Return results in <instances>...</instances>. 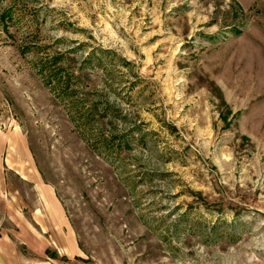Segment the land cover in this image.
<instances>
[{
    "label": "rangeland",
    "instance_id": "obj_1",
    "mask_svg": "<svg viewBox=\"0 0 264 264\" xmlns=\"http://www.w3.org/2000/svg\"><path fill=\"white\" fill-rule=\"evenodd\" d=\"M0 146V264H264V0H0Z\"/></svg>",
    "mask_w": 264,
    "mask_h": 264
},
{
    "label": "crops",
    "instance_id": "obj_2",
    "mask_svg": "<svg viewBox=\"0 0 264 264\" xmlns=\"http://www.w3.org/2000/svg\"><path fill=\"white\" fill-rule=\"evenodd\" d=\"M18 135L17 134H11L9 137H7V138H5V139H3V142H5V144L6 145H8V153H7V158H6V160L5 161H9L10 163L11 162H18V163H23V160L25 159V153H24V150H23V147H22V145H21V143H20V141H19V139H18V137H17ZM13 137H15V138H17L18 139V141H19V145H20V151H21V154H22V156H21V158H15L13 155V150L11 149V147L9 146V143H7L8 142V140L10 139V138H13ZM2 149H3V146H0V152L2 151ZM21 164H19V165H21ZM70 249H73L72 247H70Z\"/></svg>",
    "mask_w": 264,
    "mask_h": 264
},
{
    "label": "trees",
    "instance_id": "obj_3",
    "mask_svg": "<svg viewBox=\"0 0 264 264\" xmlns=\"http://www.w3.org/2000/svg\"><path fill=\"white\" fill-rule=\"evenodd\" d=\"M52 75L54 76V78H57V79H55V80H56V82H57L58 84H62V83H63V80L65 79V77H62L61 74L59 75V71L56 69V71L54 70L52 74L50 73V74H48V75L45 77L46 79L49 80L50 84L53 83V81H51V80H53L52 77H51ZM65 83H66V89H67V88H68V81H65Z\"/></svg>",
    "mask_w": 264,
    "mask_h": 264
}]
</instances>
